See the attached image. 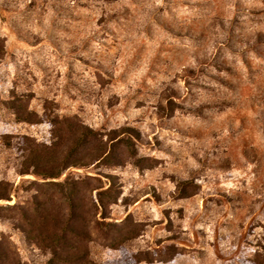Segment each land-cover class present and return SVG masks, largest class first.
Segmentation results:
<instances>
[{"label":"rangeland","instance_id":"obj_1","mask_svg":"<svg viewBox=\"0 0 264 264\" xmlns=\"http://www.w3.org/2000/svg\"><path fill=\"white\" fill-rule=\"evenodd\" d=\"M71 129L90 134L67 161L19 173L33 170L25 148L73 150ZM99 145L96 161L62 168ZM0 181L13 190L0 205L49 194L59 213L49 181L78 183L73 223L89 235L70 264L262 254L264 0H0ZM1 233L23 264H47L0 221Z\"/></svg>","mask_w":264,"mask_h":264},{"label":"trees","instance_id":"obj_2","mask_svg":"<svg viewBox=\"0 0 264 264\" xmlns=\"http://www.w3.org/2000/svg\"><path fill=\"white\" fill-rule=\"evenodd\" d=\"M90 132L83 130H70L69 138L73 144V150L59 155L60 143H53L47 149H28L21 150L23 153V163L25 166H30L33 170H29V167L20 169V174L29 173L30 171L35 174H41L40 169L42 167L51 169L55 162L60 159H69L78 148L82 147L86 137ZM103 148L99 145L95 150L89 153L88 157L90 162H72L62 166L67 167L69 165H87L93 161H96L102 156ZM61 172L60 169H56L54 172H48L43 174L44 178H57ZM50 184L59 186L58 194L59 198L68 207V211L59 213L53 208V196L47 195L32 196L27 204H17L5 206L0 205V221L8 224L11 229L16 230L20 235L29 243L34 244L49 254L47 264H70L73 262H81L85 256L83 253H77L80 251V246L77 245V241H81L84 237H88V230H78L74 226L73 219L77 217L75 213L76 207L80 205L82 201V193L76 184H66L56 181H49ZM96 187L90 188V200L89 207L91 209H97L99 205L102 208L101 193L97 191L95 197L91 195V191ZM11 184L7 181H0V199L9 200L12 193ZM98 204V205H97ZM42 207L43 211H39ZM16 210L17 215L9 216L4 213V210ZM83 250V247H82ZM85 250H83L84 252ZM23 264L17 256L16 250L13 248V244L9 240V237L3 233L0 234V264ZM135 260L124 254H120L118 257L106 261L102 264H133ZM92 264V263H82ZM242 264H264V248L262 254H257L255 257L247 260Z\"/></svg>","mask_w":264,"mask_h":264}]
</instances>
